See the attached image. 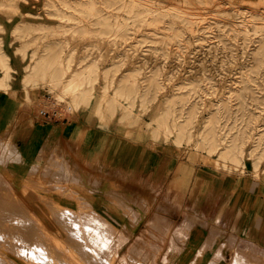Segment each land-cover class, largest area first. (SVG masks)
Instances as JSON below:
<instances>
[{
    "label": "rangeland",
    "instance_id": "374dc122",
    "mask_svg": "<svg viewBox=\"0 0 264 264\" xmlns=\"http://www.w3.org/2000/svg\"><path fill=\"white\" fill-rule=\"evenodd\" d=\"M140 1L0 0V55L11 67L4 90L16 91L31 118L0 126V264H108L114 255L116 264L147 238L159 264L169 240L172 214L153 194L86 178L44 129L59 123L37 115L48 94L74 109L61 124L84 118L123 159L155 162L157 148H174L264 176V0ZM37 64L46 75L32 76ZM93 64L94 81L82 85L90 99L75 105L64 86ZM155 215L166 224L152 226Z\"/></svg>",
    "mask_w": 264,
    "mask_h": 264
},
{
    "label": "crops",
    "instance_id": "0c3cea01",
    "mask_svg": "<svg viewBox=\"0 0 264 264\" xmlns=\"http://www.w3.org/2000/svg\"><path fill=\"white\" fill-rule=\"evenodd\" d=\"M25 108L15 90L0 89V126H18L25 114L29 123ZM84 124V118L75 117L68 123L42 126L78 159L86 178L90 174L133 182L170 211L169 240L166 237L159 247L163 251L159 264H264L254 261L264 258L263 175L220 170L174 148H157L155 162L123 159L113 144L103 141L100 131ZM187 219L193 226L177 232ZM183 235L185 239L176 237Z\"/></svg>",
    "mask_w": 264,
    "mask_h": 264
},
{
    "label": "bare ground",
    "instance_id": "6f19581e",
    "mask_svg": "<svg viewBox=\"0 0 264 264\" xmlns=\"http://www.w3.org/2000/svg\"><path fill=\"white\" fill-rule=\"evenodd\" d=\"M140 0H133L134 3H137L139 2ZM143 1H140V3H142ZM151 10V9H149ZM0 69L3 70V74L0 76V88L4 89L6 88V86L8 85L7 84V80L9 79L10 77V74H11V67L9 65V62L2 56L0 55ZM33 70L34 72H32V76H36L38 73L42 72L44 75H46V70L42 69L41 70V65L37 64L33 67ZM61 71H58L57 73H54L53 76H52V82L56 85H59L61 83V78L59 77V73ZM96 64H93L91 66H89L86 70H82L78 73H74L70 78L69 80L67 81V83L65 84L64 86V90L67 91V92H71L73 94V99H72V102L75 104V105H80L84 102H87L89 101L90 99V92L88 90H86L85 88L82 89V85L84 84V82H88V83H92V81H94L95 77H96ZM32 76H30V78H32ZM70 105V104H69ZM71 106V105H70ZM73 108V107H72ZM73 112H74V109H73ZM22 200V199H21ZM20 203V202H19ZM19 206V205H18ZM24 207V206H23ZM30 207V206H29ZM56 213L60 212L59 210L55 211ZM23 213V212H21ZM18 214V215H22V214ZM14 214V213H13ZM3 215V214H2ZM11 215V214H10ZM58 215V214H57ZM13 216V215H11ZM60 215H58L57 217H59ZM8 217V216H7ZM23 217V216H22ZM4 218V217H3ZM63 218V217H62ZM68 218V217H67ZM6 219V218H5ZM13 219V218H12ZM150 223L153 225H157V224H166L165 220H162L160 217L158 216H154L151 220H150ZM105 225H107L105 223ZM68 226V224H67ZM164 226V225H163ZM108 227V225H107ZM31 229V228H30ZM30 231V230H29ZM30 233V232H29ZM77 233V232H76ZM26 234V233H25ZM73 234V233H72ZM27 235V234H26ZM30 235V234H29ZM28 235V236H29ZM93 234H91L92 236ZM124 235V234H123ZM27 236V238H28ZM35 236V235H34ZM89 236V235H88ZM95 236V235H94ZM125 236V235H124ZM25 237V236H23ZM77 237H80V236H77ZM96 237V236H95ZM3 235H0V240L3 241ZM30 238V237H29ZM92 238V237H91ZM15 239V238H14ZM69 239V238H68ZM90 239V238H89ZM97 239V238H96ZM100 239V238H99ZM123 239V237H122ZM23 240V239H22ZM26 240V239H25ZM31 240V239H30ZM33 240V239H32ZM70 240V239H69ZM74 240V238H73ZM83 240V239H81ZM85 240V238H84ZM95 240V238L93 237L92 241ZM97 240H95L94 244H96ZM99 241V240H98ZM26 242V241H25ZM24 242V243H25ZM36 242V241H35ZM73 242V241H72ZM77 242V241H76ZM89 242V241H87ZM100 242V241H99ZM98 242V243H99ZM1 243V241H0ZM9 243V242H8ZM27 243H31V242H27ZM38 243V242H37ZM74 243V242H73ZM78 243V242H77ZM16 244V243H15ZM14 244V245H15ZM38 244H41V243H38ZM86 244V243H85ZM7 245V244H5ZM18 245V244H17ZM32 245V243L30 244ZM43 245V244H42ZM41 245V246H42ZM48 245V244H47ZM89 245V244H88ZM91 245V243H90ZM9 246V245H8ZM25 246V245H24ZM28 246V245H27ZM39 246V245H38ZM51 245H49L50 247ZM68 246V245H67ZM98 248H99V245L97 244ZM7 247V246H5ZM34 247V246H33ZM40 247V246H39ZM52 247V246H51ZM82 247V246H81ZM80 247V248H81ZM86 247V246H85ZM23 248V247H22ZM78 247V250L80 249ZM84 248V247H83ZM88 247H86L87 249ZM96 248V247H95ZM121 248V247H120ZM118 248V250L120 249ZM8 249H11V248H8ZM21 249V248H20ZM85 249V250H86ZM91 249V248H90ZM88 250V251H91V250ZM93 249V248H92ZM49 250V249H48ZM81 250V249H80ZM79 250V251H80ZM84 249H82L83 251ZM117 250V251H118ZM156 248L153 247L149 241V239H144L142 241H139L136 245H134L131 250L129 252H127L116 264H154L155 263V258H156ZM14 251V249H13ZM32 251V250H31ZM36 251V250H34ZM41 251V250H40ZM87 251V252H88ZM99 251V250H98ZM30 252V251H29ZM97 251H92L91 253H96ZM41 253V252H40ZM39 253V254H40ZM47 253V251L45 252ZM38 254V253H37ZM48 254V253H47ZM50 254V253H49ZM84 254V253H82ZM98 254V253H96ZM100 254V253H99ZM112 254V253H111ZM117 254V253H116ZM26 255V254H25ZM23 255V256H25ZM30 255V253H29ZM32 256V257H31ZM29 258H33V253ZM83 256V255H82ZM119 256V255H118ZM85 257V256H84ZM90 257V256H89ZM98 257V256H97ZM115 255L113 256V259H111L110 262H108V264H112L114 259H115ZM38 258V257H36ZM35 260V259H34ZM41 260V258H40ZM99 260V259H98ZM93 261V259H92ZM95 261V260H94ZM100 261V260H99ZM41 262V261H39ZM92 264V263H91ZM96 264V263H95ZM99 264V263H98Z\"/></svg>",
    "mask_w": 264,
    "mask_h": 264
},
{
    "label": "built area",
    "instance_id": "2783aa9c",
    "mask_svg": "<svg viewBox=\"0 0 264 264\" xmlns=\"http://www.w3.org/2000/svg\"><path fill=\"white\" fill-rule=\"evenodd\" d=\"M73 114V108L65 100H58L48 94L37 110L38 117L44 122H65Z\"/></svg>",
    "mask_w": 264,
    "mask_h": 264
}]
</instances>
